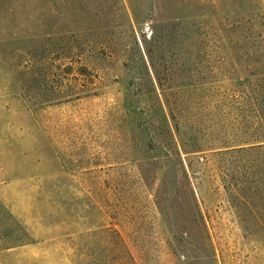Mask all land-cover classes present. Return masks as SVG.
I'll use <instances>...</instances> for the list:
<instances>
[{
  "label": "rangeland",
  "instance_id": "rangeland-1",
  "mask_svg": "<svg viewBox=\"0 0 264 264\" xmlns=\"http://www.w3.org/2000/svg\"><path fill=\"white\" fill-rule=\"evenodd\" d=\"M252 56L264 0H0V199L37 237L0 264H264Z\"/></svg>",
  "mask_w": 264,
  "mask_h": 264
},
{
  "label": "trees",
  "instance_id": "trees-1",
  "mask_svg": "<svg viewBox=\"0 0 264 264\" xmlns=\"http://www.w3.org/2000/svg\"><path fill=\"white\" fill-rule=\"evenodd\" d=\"M250 60H254L256 63L258 62L262 64V66L253 65L254 67L252 69L244 72V78H246L247 81L246 83H242L244 84L243 87L236 89L240 90L239 94L236 95L239 96L236 103H241L240 105L237 104V108H241L240 110L245 114V119L249 120V122L253 124V127L263 130L258 136H254L252 139H247L245 142L250 145L256 143L257 145H251L247 149L256 150L264 148V60L256 56H252ZM218 106L219 104L217 103V107ZM108 229V231L117 232V230L112 227H109ZM117 233L119 235V232ZM36 242L37 237H35L28 225L19 220L9 207L0 199V250L15 249ZM76 250V256L73 263L83 264V245H79ZM96 250V255L102 253L101 248H97ZM103 251L111 252L114 254V257L117 258L125 255L132 258L129 249L123 244L114 249L106 247ZM94 264L99 263L96 261ZM109 264H119V261L117 260L116 262Z\"/></svg>",
  "mask_w": 264,
  "mask_h": 264
},
{
  "label": "crops",
  "instance_id": "crops-1",
  "mask_svg": "<svg viewBox=\"0 0 264 264\" xmlns=\"http://www.w3.org/2000/svg\"><path fill=\"white\" fill-rule=\"evenodd\" d=\"M29 245V244H28ZM25 246H27V245H25ZM22 247H24V246H22Z\"/></svg>",
  "mask_w": 264,
  "mask_h": 264
}]
</instances>
